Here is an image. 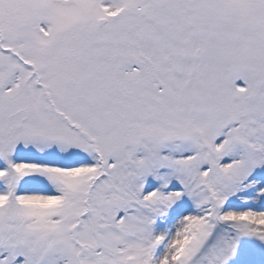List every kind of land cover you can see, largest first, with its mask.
I'll list each match as a JSON object with an SVG mask.
<instances>
[{
    "label": "snow or ice",
    "instance_id": "6c2138e0",
    "mask_svg": "<svg viewBox=\"0 0 264 264\" xmlns=\"http://www.w3.org/2000/svg\"><path fill=\"white\" fill-rule=\"evenodd\" d=\"M0 264H264V0H0Z\"/></svg>",
    "mask_w": 264,
    "mask_h": 264
}]
</instances>
